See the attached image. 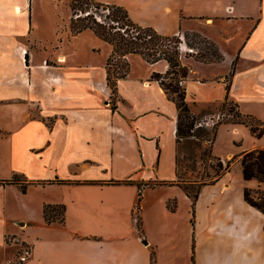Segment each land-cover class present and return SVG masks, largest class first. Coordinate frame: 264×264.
Masks as SVG:
<instances>
[{
    "label": "crops",
    "instance_id": "crops-1",
    "mask_svg": "<svg viewBox=\"0 0 264 264\" xmlns=\"http://www.w3.org/2000/svg\"><path fill=\"white\" fill-rule=\"evenodd\" d=\"M100 1L181 43L196 31L216 44L217 61L181 57L189 69L186 101L197 118L231 101L242 115L264 121V0ZM5 6L0 143L8 141L12 153L0 156V180L17 174L27 188L0 183V264H15L23 247L32 249L23 264H264V211L244 196L245 188L264 191V182L246 180L239 161L237 173L231 169L204 186L194 210L178 184H157L179 173L178 108L151 78L166 73V60L131 58L136 64L111 95V44L102 39L110 49L99 68L66 62L61 52L57 69L47 49L35 64L37 44L49 40L34 35L21 5ZM33 68L42 72L28 74ZM222 131L231 134L228 150L216 151L215 139L211 152L223 161L264 147V135L245 124L224 122ZM174 198L179 205L171 211ZM47 204L65 206L63 223L46 222Z\"/></svg>",
    "mask_w": 264,
    "mask_h": 264
},
{
    "label": "trees",
    "instance_id": "trees-1",
    "mask_svg": "<svg viewBox=\"0 0 264 264\" xmlns=\"http://www.w3.org/2000/svg\"><path fill=\"white\" fill-rule=\"evenodd\" d=\"M69 5L72 11L70 28L73 34L80 33L84 30H91L113 47V51L106 62L107 85L112 95L117 93L118 80L126 77L130 72L129 55L140 54L151 64L166 60L169 64L166 73L161 74L154 72L151 78L159 81L160 85L168 94V97L177 105V139L179 144H181L183 140L190 139L191 136L203 137L212 142L214 141L218 126L213 129L198 128L194 130L198 118L192 113L186 101V91L184 87L179 85V81L188 76L189 69L182 64L178 49L181 39L178 36H165L151 26H141L133 22L128 11L122 6L105 4L100 0H69ZM92 6L98 9L103 8V11H107L109 14L106 15V17L111 19L112 22L107 23L95 16L94 12L91 10ZM172 41H175V45L171 46ZM114 59H118L119 63H112ZM230 103L232 105L229 109V113L236 116L238 119L228 122L247 125L251 132L257 137L264 135V121L251 115H242L236 110V105L231 101H227L225 107ZM205 154H208V150H206ZM217 160L219 162L215 167L216 175L214 179L210 182L199 184L196 190L192 189V186H190L191 184L188 185L182 182L179 173L176 181H160L157 182V184L169 183L182 186L187 195L193 200L194 206L198 198L200 186L217 181L227 171H230L237 161L242 165L243 176L246 180L257 179L261 183L264 182V147L233 156L231 159H228L226 163H224L220 157H217ZM0 183L17 184L23 191H26L27 188V184L22 176L17 174L10 179L0 180ZM244 196L245 200L251 206L264 211V191L258 190L255 193L251 189L245 188ZM141 201L142 192L140 188L136 203V209L138 211L141 207ZM169 207H171L170 203ZM64 213V205L47 204L44 207V217L49 224L53 222L63 223Z\"/></svg>",
    "mask_w": 264,
    "mask_h": 264
},
{
    "label": "rangeland",
    "instance_id": "rangeland-1",
    "mask_svg": "<svg viewBox=\"0 0 264 264\" xmlns=\"http://www.w3.org/2000/svg\"><path fill=\"white\" fill-rule=\"evenodd\" d=\"M6 3L7 5L10 3H17L21 5L24 9L23 15L28 16V20L33 27L34 35L43 36L50 42L48 44H37L38 50L35 51L38 57L34 62L35 64L43 60L44 54H46L45 49H47V52H49V55L46 56L47 60L53 62V67H57V69L59 65L63 64L61 59H57L61 52L62 54L65 53L67 55L66 62L70 63L82 64L83 62H95L99 68L103 61H106V55L110 49V45L102 41L98 35H96L94 32L92 33L85 30L82 31L83 33L80 32L82 35H75L72 33L69 23L72 15L69 0H0V8L6 7ZM91 10L94 12L95 16L101 18V20L107 23L112 22L111 19L106 17V15L109 13L107 11H103V8L98 9L92 6ZM27 13L28 15H26ZM29 16H31L30 19ZM186 40L189 46L196 49L197 53H193L191 55L195 56L197 59L206 62H212L217 61L220 58L216 44L213 41L208 40L203 34L196 31H189L186 33ZM172 45H175V41L171 42V46ZM131 58L137 59L142 57L138 54H131L128 57L130 70L131 66L136 64V61L134 59L132 60ZM112 63H119L118 59H114ZM27 71L28 74L32 73L33 76L42 72L38 71L37 69L35 70L34 68L32 70L28 69ZM179 85L181 84L179 83ZM231 105L232 104L230 103L227 105V107L224 106L225 108L223 107V109L220 111L228 115V117H226L222 123L238 119L236 116H233L229 113ZM200 119L198 118V120ZM1 120H3V118H1ZM216 136V141L214 139L215 150L226 153L228 150L229 137L231 134H227L226 132L222 131L220 133L218 132ZM179 149L178 170L182 182H185L188 185L191 184L190 186H192V189L196 190L198 189L199 184L203 182H210L214 179L216 175L215 167L219 161L217 160V156L215 157L212 155V152L210 151L211 144L207 142V139H204L203 137L191 136L190 139L182 141ZM206 150H208L207 155L205 154ZM11 153L12 151L10 143H8V141H2L0 143V156H9ZM226 161H224V163H226ZM232 170L233 173H237L238 171L236 166H233ZM208 184L200 186V191L196 202L203 192L204 186ZM170 185L171 184L169 183L161 184L163 187ZM180 187L183 189V191H185L182 186ZM169 203L174 209L169 207ZM178 205L179 201L176 198L169 200L167 203V207L171 211H176ZM194 209L195 205L193 206V210ZM15 264L22 263L17 260Z\"/></svg>",
    "mask_w": 264,
    "mask_h": 264
},
{
    "label": "built area",
    "instance_id": "built-area-1",
    "mask_svg": "<svg viewBox=\"0 0 264 264\" xmlns=\"http://www.w3.org/2000/svg\"><path fill=\"white\" fill-rule=\"evenodd\" d=\"M179 52H180V57H187L188 55H191V54H196V49L189 46L188 44L186 43H180L179 47ZM23 52L25 53L26 50H23ZM184 81H185V78L181 79L179 81V83L181 85L184 84ZM228 117V115L226 113H222V112H218L216 114H211L209 116H206L200 120H198L196 123H195V127H194V130L195 129H198V128H206V129H213L217 126H219L223 121L224 119ZM208 143H212L211 140H207ZM32 255V249L31 247H23L21 249V251L19 252V254L17 255V260H19L22 264L25 263L27 260H29V258L31 257Z\"/></svg>",
    "mask_w": 264,
    "mask_h": 264
},
{
    "label": "bare ground",
    "instance_id": "bare-ground-1",
    "mask_svg": "<svg viewBox=\"0 0 264 264\" xmlns=\"http://www.w3.org/2000/svg\"><path fill=\"white\" fill-rule=\"evenodd\" d=\"M20 10V9H19Z\"/></svg>",
    "mask_w": 264,
    "mask_h": 264
}]
</instances>
